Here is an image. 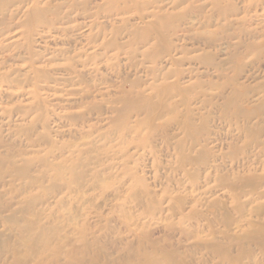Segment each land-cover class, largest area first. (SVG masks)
I'll use <instances>...</instances> for the list:
<instances>
[{"label":"rangeland","instance_id":"obj_1","mask_svg":"<svg viewBox=\"0 0 264 264\" xmlns=\"http://www.w3.org/2000/svg\"><path fill=\"white\" fill-rule=\"evenodd\" d=\"M36 4L60 19L30 20ZM263 5L17 0L2 9L0 264H69L68 253L70 264H264ZM155 12L176 16L177 30L153 50L154 39L142 40L155 34ZM179 143L199 162L182 163ZM74 164L78 184L66 169ZM16 169L25 179L5 177ZM31 222L62 229L61 239L26 263L30 248L7 243Z\"/></svg>","mask_w":264,"mask_h":264},{"label":"bare ground","instance_id":"obj_2","mask_svg":"<svg viewBox=\"0 0 264 264\" xmlns=\"http://www.w3.org/2000/svg\"><path fill=\"white\" fill-rule=\"evenodd\" d=\"M17 0H0V13H3L2 12V9L4 10V8L5 7H7V6H9V5H11V4H13L14 2H16ZM82 5H85L86 4V1H84L83 3H81ZM90 4V3H89ZM264 6V5H263ZM222 7V6H221ZM227 8V7H226ZM51 9H47V8H41V7H38V5L36 4L34 7H33V10L31 11V13H30V15H29V19L31 20V19H34V20H36V21H40V20H49L50 19V21L51 22H55V21H57V20H59L60 18L58 17V15L55 13V12H51ZM49 13L50 14H53L54 15V17H52V18H49V17H47L48 15H49ZM87 16V15H86ZM150 16V15H149ZM151 16H153L154 17V22L153 23H151L149 26H148V29H150V30H154V32L153 33H155V34H153L151 37L149 36L148 38H145V39H143L142 40V43H143V45L145 46V45H147V44H149V41H151L152 39H154L155 40V45L154 46H152L151 48H153V50H155V49H157L158 48V43L160 42V41H162V40H165V36H164V31L166 30V29H169L170 28V30H173V31H175V30H177V25H173V21H172V19H177L176 18V16H170V15H168V14H166V13H159V12H155V13H153V14H151ZM185 16V14L184 15H181V17L183 18ZM177 17H179V16H177ZM149 24V23H148ZM176 32V31H175ZM263 32H264V30H263ZM153 36H155V37H153ZM153 37V38H152ZM151 39V40H150ZM206 40H208V44L209 45H212L211 44V42H210V40L209 39H206ZM129 100L130 99H124V101H128L129 102ZM196 143V142H195ZM197 144V143H196ZM178 146V151H179V153H180V161L182 162V163H184V164H187V163H189V164H193V163H197V162H199V157H188V156H186V155H184L183 154V151L181 150V143H179V145H177ZM201 161V160H200ZM16 162H14V164H15ZM56 166H57V168H59V169H61L60 168V165H58V164H56ZM69 167V166H68ZM71 168H66L67 169V172L69 173V181H71V182H76V184H78V179L81 177V175H82V171H77L76 172V167H75V164L72 166H70ZM17 169H18V167H17ZM15 170L14 171V173H13V171L12 172H10V171H8V173H6V175H5V177L6 176H10L11 177V179L12 180H19L21 177V179L23 180V179H25V178H23V176L22 175H20L19 174V171L18 170ZM60 175V174H59ZM83 176H84V174H83ZM62 177L63 176H58V178L56 177L55 178V180H58V179H62ZM63 178H65V177H63ZM82 178V177H81ZM1 179L2 178H0V187H1ZM27 182L26 183H33L34 182V180H31V181H29V180H26ZM55 182V181H54ZM57 182V181H56ZM222 183H225V181H223ZM82 184V183H81ZM59 186V185H58ZM79 186H80V184H79ZM229 187L231 188V189H233L234 191H235V187L234 186H232V185H230L229 184ZM55 188V187H54ZM233 194H236L235 192L233 193ZM22 208H24V207H22ZM36 209V208H35ZM42 221V220H41ZM56 224V223H55ZM34 225V222H31V223H29V224H26V225H23V226H20L18 229H20V234H21V236L20 237H17L16 238V240H15V242H13V243H11V242H9V243H7V245H8V247H14L15 248V250L17 249L16 247H17V245H20L19 247H29L28 249L30 250V251H28V252H30L29 253V255L27 254V256L25 255V257H21V259L20 260H22L23 262L25 261L26 263L27 262H30V261H34V257L40 252V251H42V250H44L45 249V247H47L48 245H50L51 243H53V240H59V239H61V236H58L57 234L58 233H61L60 231L62 230H59V228L58 227H56V226H52V227H49V226H46L45 224H40V225H38L37 227H35V225ZM36 225H37V223H36ZM50 225V224H49ZM52 225V224H51ZM62 226H64V225H62ZM36 228L37 229V232L36 233H34V232H32V228ZM49 227V228H48ZM64 228V227H63ZM34 231V230H33ZM36 231V230H35ZM26 233V234H25ZM23 234V235H22ZM66 238V237H65ZM64 238V239H65ZM69 241V240H68ZM63 243V242H62ZM87 245H85V243H84V245H85V247H84V250H87L88 248H89V245H88V243H86ZM52 245V244H51ZM57 246H59V249H60V246L61 245H57ZM63 248V247H62ZM73 248V247H72ZM54 249V248H53ZM52 249V250H53ZM59 249H58V251H59ZM45 250H47V249H45ZM16 252V251H15ZM26 252V251H25ZM57 252V251H56ZM62 252V251H61ZM88 252V251H87ZM85 253L86 254V256H87V254L89 253ZM18 253V252H17ZM55 253V252H54ZM16 254V253H15ZM41 254V253H40ZM43 254V253H42ZM57 254V253H56ZM57 255H59V254H57ZM64 255H66V254H64ZM15 256H17V254L15 255ZM38 256H40V255H38ZM74 256V254H72V253H68L65 257H66V260L68 261V263L70 262L71 263V261H72V263L74 262V260H73V257ZM53 257H55V256H53ZM65 257H64V259H65ZM43 258H44V256H43ZM59 258V257H58ZM58 258H57V260H58ZM86 258V257H85ZM89 258V257H88ZM87 258V259H88ZM18 259H19V257L17 258V262H18ZM43 260V259H42ZM38 261V260H37ZM37 261H36V263H37ZM85 261H86V259H85ZM84 261V262H85ZM42 262V261H41ZM47 262V261H46ZM56 262V261H55ZM92 262V261H91ZM57 263H58V261H57ZM56 263V264H57ZM69 263V264H70ZM75 263H76V260H75ZM79 263V262H78ZM81 264H82V262H80ZM19 264H21L20 263V261H19ZM39 264H41L40 262H39ZM43 264V263H42ZM67 264V263H66ZM86 264V263H85ZM91 264V263H90Z\"/></svg>","mask_w":264,"mask_h":264}]
</instances>
